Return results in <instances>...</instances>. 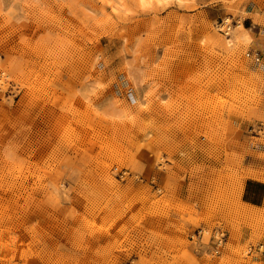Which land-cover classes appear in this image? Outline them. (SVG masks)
<instances>
[{
  "label": "rangeland",
  "instance_id": "rangeland-1",
  "mask_svg": "<svg viewBox=\"0 0 264 264\" xmlns=\"http://www.w3.org/2000/svg\"><path fill=\"white\" fill-rule=\"evenodd\" d=\"M251 178L264 0H0V264H264Z\"/></svg>",
  "mask_w": 264,
  "mask_h": 264
},
{
  "label": "built area",
  "instance_id": "built-area-1",
  "mask_svg": "<svg viewBox=\"0 0 264 264\" xmlns=\"http://www.w3.org/2000/svg\"><path fill=\"white\" fill-rule=\"evenodd\" d=\"M255 61H259V57L256 54L255 55ZM220 228H215L213 231H211L209 235V241H211L212 244V253L213 255H219L220 250L223 248L225 242H226V232L221 231ZM203 238V231L201 229L196 230L193 235L190 236V240L192 241H199L201 243ZM247 255H256L260 258L264 259V244L258 243L256 245H250L247 250Z\"/></svg>",
  "mask_w": 264,
  "mask_h": 264
},
{
  "label": "crops",
  "instance_id": "crops-1",
  "mask_svg": "<svg viewBox=\"0 0 264 264\" xmlns=\"http://www.w3.org/2000/svg\"><path fill=\"white\" fill-rule=\"evenodd\" d=\"M241 199L249 207H262L264 203V182L255 178L245 180Z\"/></svg>",
  "mask_w": 264,
  "mask_h": 264
},
{
  "label": "bare ground",
  "instance_id": "bare-ground-1",
  "mask_svg": "<svg viewBox=\"0 0 264 264\" xmlns=\"http://www.w3.org/2000/svg\"><path fill=\"white\" fill-rule=\"evenodd\" d=\"M142 1H145V0H142ZM156 2H160V0H155ZM162 1H164V0H162ZM166 1V0H165ZM223 24H225V33L226 34H228V31H229V29H230V27L228 26V20H227V18L224 20V22L221 24V25H223ZM221 25H220V29H219V31H221ZM236 27H240V24L239 25H237ZM235 38H237V36H235ZM215 228H217V227H215ZM215 228H213V229H211V230H207V229H204V228H202L201 230L203 231V238L205 237V236H208V235H210V233H211V231H213ZM221 229V228H220ZM221 231H223V230H220V232ZM224 232V231H223Z\"/></svg>",
  "mask_w": 264,
  "mask_h": 264
}]
</instances>
